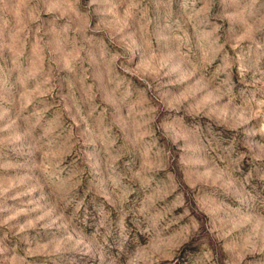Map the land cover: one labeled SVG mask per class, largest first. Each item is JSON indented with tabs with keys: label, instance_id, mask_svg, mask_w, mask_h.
I'll list each match as a JSON object with an SVG mask.
<instances>
[{
	"label": "rangeland",
	"instance_id": "1",
	"mask_svg": "<svg viewBox=\"0 0 264 264\" xmlns=\"http://www.w3.org/2000/svg\"><path fill=\"white\" fill-rule=\"evenodd\" d=\"M0 264H264V0H0Z\"/></svg>",
	"mask_w": 264,
	"mask_h": 264
}]
</instances>
